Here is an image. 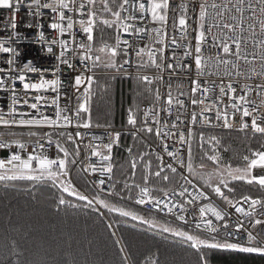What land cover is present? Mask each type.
<instances>
[{"label":"snow or ice","instance_id":"snow-or-ice-1","mask_svg":"<svg viewBox=\"0 0 264 264\" xmlns=\"http://www.w3.org/2000/svg\"><path fill=\"white\" fill-rule=\"evenodd\" d=\"M22 3L23 0H0V8L11 10L4 28L13 31L7 39L0 38V53L12 54L6 61L9 66L19 56L11 46L13 38L27 39L15 31ZM128 3L129 0H30L24 5L30 13L34 8L38 16L42 8L57 14L48 26L58 35L46 39L44 31H40L37 37L53 58L48 67H37L28 60L20 72L0 68V73H6L0 76V89L10 93L6 110L0 106V126L8 130L7 134L0 132V149H12L13 145L18 149L0 158V183L50 184L62 193L58 207L83 206L96 211L102 207L126 220L138 221L150 231L159 229L160 234H170L194 249L197 264H211L218 251L264 255V198H236L233 186V182H244L264 190V144L250 149L249 155L242 158L243 165L234 167L223 160L220 138L205 134L208 128L233 129L238 125L240 131L264 136V0H133L132 13ZM35 27L43 25L37 23ZM105 28L114 30L113 42L103 39ZM94 33L101 38L96 47ZM66 34L68 38H64ZM139 41L146 42L141 46ZM133 65L135 75L151 94V107L141 110L134 103L127 111L126 125L133 138V144L126 149L127 163L132 177L138 169L141 171L143 182L130 185L125 180L121 191L113 164V147L119 146L121 131L107 137L92 136L85 146L88 155L83 159L81 144L93 127L91 101L95 95L93 86L98 83L96 70L130 76L128 68ZM65 67L76 73L68 85L61 78ZM185 79L189 81L187 86L172 83ZM17 81L22 89H17ZM67 87L73 89L74 105L65 91ZM62 99L66 101L63 105ZM47 108H52L51 114L42 110ZM13 127L27 129L29 139H23L24 132L12 131ZM153 143L159 149L155 154ZM178 144L185 146L186 160ZM206 144L211 148L207 149ZM29 145H35L31 151ZM145 145L149 150H138ZM194 145L203 153L198 167ZM52 148L56 150L54 157L49 155ZM165 155L179 167L168 162ZM205 157L214 165L211 171L206 170ZM153 160L157 162L155 171ZM74 168L99 173V178L92 181L93 187L107 184L114 199H124L125 192L128 200L138 197L135 204H151L171 215L177 226L160 224L155 218L110 203L99 189L96 195L89 196L75 185ZM165 170L179 177L177 184L172 188H152V177L170 181ZM190 206L192 220L188 219ZM121 239L115 243L124 252L127 246L121 244Z\"/></svg>","mask_w":264,"mask_h":264},{"label":"trees","instance_id":"trees-1","mask_svg":"<svg viewBox=\"0 0 264 264\" xmlns=\"http://www.w3.org/2000/svg\"><path fill=\"white\" fill-rule=\"evenodd\" d=\"M102 31L104 40L114 41V30L105 28ZM94 35L96 47L101 38ZM96 72L98 83L93 86L92 123L94 128H109L107 126L111 125V128L123 129L119 146L113 150L114 178L121 182L118 190L122 191L125 180L130 185L143 182L141 171L138 169L136 176L132 177L127 163L129 156L126 149L133 144L126 125L127 111L134 103L140 108L142 104L150 103L151 94L135 75L123 76L105 69H97ZM205 134L220 138L219 151L223 160L231 162L234 167L243 165L242 158L249 155L250 149H259L264 144V136H254L252 132L208 128ZM205 147L210 149L211 145L206 144ZM138 150L147 151L146 145ZM193 150L198 167L203 153L196 145ZM203 162L206 169L214 167L206 157ZM156 163L153 160V171L156 170ZM165 174L171 177L169 182L152 177L150 186L154 189L173 187L178 176L166 171ZM73 177L89 195H96L97 190L84 172L74 168ZM233 186L236 198L243 195L264 198V190L257 185L233 182ZM61 194L50 184L31 185L26 181L10 182L7 185L0 183V264H197L196 251L170 234H160L159 229L150 231L138 221L126 220L102 207L100 211L83 206L58 207ZM100 194L110 203L131 208L149 219L155 218L160 224L177 226L172 218L153 214L135 204L134 200H128L127 192L124 193V199ZM63 195L67 198V194ZM71 199L76 201L75 197ZM119 238H122L121 244L127 246L124 252L115 243ZM211 264H264V255L218 251Z\"/></svg>","mask_w":264,"mask_h":264},{"label":"built area","instance_id":"built-area-1","mask_svg":"<svg viewBox=\"0 0 264 264\" xmlns=\"http://www.w3.org/2000/svg\"><path fill=\"white\" fill-rule=\"evenodd\" d=\"M30 2V0H23L22 6L19 10V12L16 14L17 15V28L15 29L16 32L22 33L24 36L27 37V39H20L18 37L13 38V40L11 41V46L16 48L17 51L19 52V56L16 57L17 62L11 66H9L6 61L11 58L10 53H0V68H4V69H8L9 67L13 68L15 70V72H20L24 67H25V63L28 60H31L32 63L40 68H46L49 65H51L53 63V58L46 52V45L41 43L37 37L40 31H44L45 33V37L46 39H51L54 36H57V32L53 29H51L48 25L52 22V17L56 16L57 14L52 13L51 9H47V8H42L41 9V13L42 15H36L35 13V9L33 8L31 10V13L29 12V9L27 7H25L24 5L28 4ZM42 2L44 3H54L55 0H42ZM133 3V0H129L128 3V9H129V13L133 12V9L131 7ZM175 6V5H173ZM69 15H75V16H79L78 13L76 14H72V13H67ZM11 16V10L8 9H3L0 8V38L3 39H7V36L10 35L12 33V29L9 27L8 29L4 28V21L9 18ZM39 23L41 25H43V27L41 28H37L35 27V25ZM27 24H32L33 27L32 28H28L26 27ZM64 38H68L67 34ZM83 37H78V39H82ZM125 38H128L127 35H125ZM146 41H139V43L141 44V46H143V44ZM5 46H9L8 43L5 44ZM56 49H59V46H55ZM70 49L72 47V44L70 43L69 45ZM77 64L79 63V61H75ZM128 71L130 73H132V75H135V65H133V67L128 68ZM64 74H62L61 78L62 80H64L65 84L68 85L71 82L74 81V75L76 73H72L70 72L66 67L63 69ZM112 73H115L114 71H111ZM117 74V73H115ZM6 73H0V76H5ZM33 76V78H38L35 74H30ZM136 76V75H135ZM49 78H51V76L49 75ZM167 78V77H166ZM183 83L185 84V86L188 85L189 81L187 79L183 80V81H176L173 80L172 83L175 85L176 83ZM16 87L17 89H22V84L17 81L16 82ZM65 91L68 93V95L70 97H72V104H75V98L73 96V89L71 87H67L65 89ZM9 96L10 93L0 89V106L5 107L6 110V105L9 102ZM66 101H64L63 99L61 100V104L63 105ZM20 107L22 110L24 108V106L20 105L18 106ZM147 107H151V102L150 103H144L141 106V110L146 109ZM45 110L48 114L52 113V108H47V109H42ZM249 123H250V118H246ZM199 127V126H197ZM213 129H220V130H232V131H240L239 130V126L237 125V127L233 128V129H224V128H213ZM47 130V129H46ZM12 131H15L17 133L20 132H24L25 135L23 137V139L28 140L29 138L26 135L27 129H21V128H16L13 127ZM114 131H123V129L121 128H94L92 127V129L90 131H88L84 137L83 143L81 144V149H82V156L81 159L84 158V156L88 155L87 150H86V145L87 143L91 140L92 136H97V137H107V135H109L110 133L114 132ZM0 132H4L7 134L8 130L4 129L2 126H0ZM240 132H251L250 130L247 131H240ZM5 139H9V137L7 135H5L4 137ZM94 143H99V141H93ZM106 142V141H105ZM35 145H29L28 151L32 150V147H34ZM178 147L181 148V153L182 155H184L185 160L187 159V153H186V148L183 145H177ZM47 147V145H46ZM116 146L114 145L113 150ZM146 149L149 150L146 146ZM5 150L6 151V155H2V151ZM18 150L16 149V146L13 145L12 149H0V158H6L9 155H11L12 151ZM153 153L155 154V151H159V149L156 147L155 143H153ZM49 155L54 157L56 155V150L54 148L49 149ZM165 159L170 162V163H174L171 158L166 157L165 155ZM96 158L93 157L92 158V162H95ZM174 166L179 167L178 165ZM166 172H168L167 170H165ZM186 168H185V173H186ZM87 177V179L89 180V182L92 184V181L97 180L99 178V173H84ZM72 175H73V170H72ZM190 179H193L192 177H190ZM179 180V177L175 183V185L177 184ZM180 183H183V181H179ZM194 183H197L194 179H193ZM75 185L79 188V190L85 192L86 194H88L86 191H84L78 184L77 182H75ZM174 185V186H175ZM96 190L99 189L100 193L102 194H109V186L106 184L103 188H100L99 185H97L96 187H94ZM172 188V187H171ZM178 190V189H177ZM136 191H138V189H136ZM191 191V189H190ZM89 195V194H88ZM157 196H160V194H155ZM91 196V195H89ZM135 199H138V197H135ZM135 199L134 203H135ZM138 205V204H137ZM141 208H143L146 211H149L153 214L156 215H160V216H165V217H169L172 218L171 215H165L164 212L159 211L158 209L154 208L151 206V204H146V205H138ZM245 207H247V205H245ZM231 211L234 212V209H232ZM188 219L192 220L193 217L191 215V206H190V211L188 214ZM262 235H264V233H262ZM246 239V234L245 236H241L240 240L241 242H244V240Z\"/></svg>","mask_w":264,"mask_h":264},{"label":"water","instance_id":"water-1","mask_svg":"<svg viewBox=\"0 0 264 264\" xmlns=\"http://www.w3.org/2000/svg\"><path fill=\"white\" fill-rule=\"evenodd\" d=\"M1 154H2V155H6V151H5V150H3Z\"/></svg>","mask_w":264,"mask_h":264},{"label":"rangeland","instance_id":"rangeland-1","mask_svg":"<svg viewBox=\"0 0 264 264\" xmlns=\"http://www.w3.org/2000/svg\"><path fill=\"white\" fill-rule=\"evenodd\" d=\"M206 170H207V171H211V170H212V168H207Z\"/></svg>","mask_w":264,"mask_h":264}]
</instances>
